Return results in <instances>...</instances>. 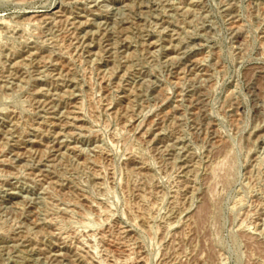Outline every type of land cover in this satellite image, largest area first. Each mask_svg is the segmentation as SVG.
I'll return each mask as SVG.
<instances>
[{
	"label": "rangeland",
	"instance_id": "374dc122",
	"mask_svg": "<svg viewBox=\"0 0 264 264\" xmlns=\"http://www.w3.org/2000/svg\"><path fill=\"white\" fill-rule=\"evenodd\" d=\"M0 264H264V0H0Z\"/></svg>",
	"mask_w": 264,
	"mask_h": 264
}]
</instances>
